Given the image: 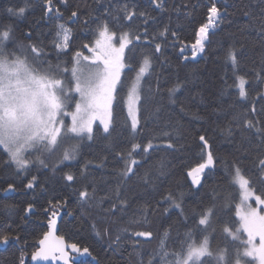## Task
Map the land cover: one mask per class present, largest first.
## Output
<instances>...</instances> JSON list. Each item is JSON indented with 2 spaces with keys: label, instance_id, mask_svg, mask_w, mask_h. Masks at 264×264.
Listing matches in <instances>:
<instances>
[{
  "label": "trees",
  "instance_id": "16d2710c",
  "mask_svg": "<svg viewBox=\"0 0 264 264\" xmlns=\"http://www.w3.org/2000/svg\"><path fill=\"white\" fill-rule=\"evenodd\" d=\"M125 3L147 12L152 18L146 37L151 43L142 48L152 65L151 75L143 78L147 82L143 84L145 94L151 88L152 100L141 110L143 130L136 137V142L143 148L151 141L154 147L143 156L140 155L142 149L133 153L139 161V175L127 181L120 178L119 174L127 162L128 135V129L121 125L130 123L124 104L116 109L117 131L112 137L106 139L104 134L94 132L92 141L85 140L80 144L77 159L65 162L69 167L64 168V172H70L77 178L71 186L63 179L64 173L59 168L55 173L39 168L24 175L17 173L14 166L0 164V231L11 233L9 244L0 249V264H20L21 256H31L48 231L49 214L57 209L66 211L59 224V235L70 244L88 247L97 261L94 263L88 258L77 264H141V261L152 258L158 252L165 230H171L173 235L177 229L181 233L186 230L177 215L179 210L168 207L163 200L168 193L182 203L186 211L193 208L199 211L201 205L210 202L215 204L214 211L219 217L213 220L215 231L212 236L217 243L222 239L224 225L221 221L238 223L235 208L239 203V189L230 182L228 165L235 162L246 173L252 167L256 154L264 150V144L254 132L246 133L243 142L238 135H225L229 126L236 128L233 114L247 111V102L238 97L239 89L232 86L234 73L227 53H238V72L251 81L253 69H258L264 62V36L261 35L264 0H164L163 10L155 8L151 0H69L67 9L53 0V6L60 7L63 13L60 16H47L44 0H0V26L10 24L17 41L25 44L29 43L25 40V33L30 31L31 42H42L46 51L51 53L49 59L55 63L52 41L59 39L56 37L59 25L70 30L69 51L86 52L81 45L92 39L98 20L107 18L105 7L112 5L115 8ZM213 4L220 12L225 11V15L209 32L204 51L194 55L191 49L197 41L200 27L208 24L209 9ZM26 5L22 17H9L4 11L7 7ZM71 10L78 12L73 22ZM139 23L137 21V26ZM165 28L168 29L167 38L160 37L159 33ZM172 32L176 35L172 36ZM157 42L161 44L159 53L154 52ZM181 48L186 52H181ZM177 84L180 85L175 94L177 103H171L167 90ZM157 86L159 92L156 91ZM200 135L205 136L208 147L203 146ZM169 142L174 145L172 149L166 147ZM208 151L213 154L214 166L203 172L201 187H195L188 173L206 161ZM121 152L123 156L118 154ZM6 158V153L0 149V160ZM57 160L59 156L52 157L49 165ZM85 165L87 174L81 176ZM161 165L162 176L159 175ZM144 173L158 178L152 184H146ZM31 175L37 176V186L29 189L27 183ZM10 183L13 188L8 190ZM118 183L119 192L128 201L123 219L110 216L105 220L96 203L86 204L78 198L81 189L87 187L91 192L94 186L96 199L100 200ZM257 194H260L259 187ZM107 203L104 200V204ZM29 205L32 207L30 213L27 212ZM166 207L168 211L164 210ZM145 210L147 218L141 224L130 226L127 223L133 216L142 219L141 213ZM92 225L102 234L107 229L113 240L120 234V246L110 243L107 236H97ZM125 227L130 231H151L153 237L150 242L144 237H133L131 240L137 241L133 244L119 231ZM17 236L18 242L15 241Z\"/></svg>",
  "mask_w": 264,
  "mask_h": 264
},
{
  "label": "snow or ice",
  "instance_id": "6c2138e0",
  "mask_svg": "<svg viewBox=\"0 0 264 264\" xmlns=\"http://www.w3.org/2000/svg\"><path fill=\"white\" fill-rule=\"evenodd\" d=\"M57 3L67 9L69 0H57ZM151 3L155 8L163 10L164 0H151ZM44 7L46 14L63 15L60 7L53 6V0H44ZM26 8L27 5L7 7L4 11L9 17H22ZM209 11L210 21L221 18L222 14L215 4ZM104 15L107 18L98 20L89 43L81 45L91 55L75 49L69 51L70 30L59 25L56 33L59 39L52 41L55 63L49 59L51 53L46 51L42 42H31L30 31L25 33V40L29 41L25 44L17 41L10 24L0 26V149L7 157L0 160V164L14 166L17 173L24 175L39 168L55 173L59 168L64 173L63 179L71 186V182L77 178L70 172H64V168L69 167L65 162L77 159L80 144L85 140L92 141L94 132L104 134L106 139L112 137L117 131L116 109L126 104L130 123L125 122L121 126L128 129L125 149L127 162L119 175L125 181L139 175V161L134 158L133 153L142 149L140 155L143 156L154 147L151 141L143 148L136 142V137L143 130L141 110L152 100V89L148 88L145 94L143 88V84L147 83L143 78L151 75L149 70L152 65L148 56L142 52V48L151 43L146 37L149 35L152 18L147 12L138 11L135 6L127 3L115 8L112 5L106 6ZM77 16L78 12L71 10V17ZM261 16L264 19V9ZM137 21H140L138 26ZM209 26L205 24L200 27V39L193 45L194 55L204 51ZM171 35L175 36L176 33L172 32ZM261 35L264 36V24H261ZM159 36L167 38L168 29L161 31ZM180 50L184 51L183 48ZM160 51L161 44L157 42L154 52ZM227 59L234 73L232 86L239 89L238 97L247 102V111L233 114L236 128L229 126L225 129V135H238L243 142L246 133L254 132L264 144V62L258 69H253V77L249 81L238 72V53L229 51ZM125 69L129 71L126 72ZM179 88L180 85L177 84L167 90L171 103H177L175 94ZM156 91L159 92L158 86ZM97 121L102 128L97 125ZM199 140L204 147H208L204 135H200ZM67 141L71 143L68 144ZM166 147L172 149L174 145L169 142ZM118 154L124 155L123 152ZM54 156H59V160L50 166L48 161ZM100 166H103L102 162ZM211 166H214V157L208 151L206 161L188 173L192 177V183L201 187V174ZM86 169L87 165L81 171V176H86ZM163 174L161 165L159 175ZM228 174L231 184L239 189V203L235 208V215L239 220L238 223L221 221L224 225L221 241L217 243L212 236L215 231L213 220L219 217L214 211V203L201 205L199 211L195 208L186 211L182 203L168 193L163 200L168 203V207L179 210L177 215L186 230L181 233L177 229L175 235L171 230H165L158 252L147 261H141V264H264V150L256 154L252 167L246 173L232 162L228 165ZM157 178L148 173L143 174L146 184H152ZM36 180L37 176L31 175L27 188L36 187ZM257 187L260 194H257ZM12 188L13 185L8 184V190ZM78 198L86 204L96 203L105 220L110 216L123 219L122 214L128 206L127 199L119 192V183L100 200L96 199L94 186L91 192L87 187L81 189ZM104 200L108 203L104 204ZM253 200L261 207H253ZM164 210L168 211V208ZM27 212H32L31 205ZM146 212L147 210L141 213L142 219L133 216L127 223L130 226L141 224L147 218ZM50 223L55 227V220ZM92 227L97 236H107L110 243L120 246V234L113 240L107 229L102 234L96 230L95 225ZM119 231L133 244L137 243L131 240L133 237H144L147 242L153 237L151 231H130L127 227ZM10 235L8 231H0V244L8 245ZM18 240V236L15 237V241ZM47 241L46 236L41 241L40 250L33 254V260L55 258L54 253L59 252L65 264H68L69 253L66 248H70L72 253L95 260L88 247L80 248L75 243L64 245L62 239L55 246ZM20 264H24L23 256Z\"/></svg>",
  "mask_w": 264,
  "mask_h": 264
},
{
  "label": "water",
  "instance_id": "95a60500",
  "mask_svg": "<svg viewBox=\"0 0 264 264\" xmlns=\"http://www.w3.org/2000/svg\"><path fill=\"white\" fill-rule=\"evenodd\" d=\"M216 1H221V0H216ZM221 18L225 15V11H221ZM50 14H47V16H49ZM211 15V13H210ZM209 15V17H210ZM209 17H208V24L210 25L209 28H208V34L211 30H213V28L215 27V24L218 23L220 21V19L217 21L215 19H213L212 21L209 20ZM77 19L76 18H72L71 19V22L75 21ZM200 39V33L198 32V38L197 40ZM208 42V36H207V39L204 41V45ZM196 44V43H195ZM88 51V50H86ZM191 51H194V48L191 49ZM183 52H186V50H184ZM213 166L209 167V168H212ZM197 168V167H196ZM194 168V169H196ZM193 169V170H194ZM208 169V168H206ZM204 169V171L206 170ZM192 171V170H191ZM190 171V172H191ZM203 171V172H204ZM203 174V173H202ZM202 174H201V181H202ZM190 179H191V182H192V177L190 176ZM193 184V183H192ZM194 185V184H193ZM195 187H197L196 185H194ZM66 214V211L65 210H62V209H57V211L55 212H52V215H50V219L48 220L47 222V227H48V231L43 235V237L40 239V241L38 242L37 244V249L34 253L38 252L40 250V248L42 247L41 245V241L45 240V237L47 236L48 237V241L47 243L48 244H51L53 246H55L61 239L64 243V245H70V243H68L64 237L60 236L59 235V224H60V221L62 220V217L63 215ZM55 220V227H52L51 226V221ZM6 245H2L0 244V249H4ZM79 247V246H77ZM68 253H69V259H68V264H77L79 263L81 260H86V259H91L90 257H84V256H81L79 254H76V253H72L70 248H66L65 249ZM29 257V256H25L24 257V264H27V262L29 264H65V261L61 258L59 252H56L54 253V257L55 258H52L50 257L49 259L47 260H44V259H37V260H33L32 259V256L33 254ZM94 263H97L96 259L93 260Z\"/></svg>",
  "mask_w": 264,
  "mask_h": 264
},
{
  "label": "rangeland",
  "instance_id": "374dc122",
  "mask_svg": "<svg viewBox=\"0 0 264 264\" xmlns=\"http://www.w3.org/2000/svg\"><path fill=\"white\" fill-rule=\"evenodd\" d=\"M119 35V34H118ZM85 53V55H91V54H89V53H87V52H84ZM141 66H142V63H141ZM145 77V76H144ZM126 108H127V106H126ZM97 124H99V122L97 121ZM66 143H69V141H67ZM251 203H252V205H253V207H257V208H260L261 206L260 205H258V204H256V202L253 200V201H251ZM50 215H52V213H50L49 214V219H50ZM239 219V218H238ZM244 235H246V234H244ZM257 243H259V241L257 240ZM32 255V254H31ZM30 257V256H29Z\"/></svg>",
  "mask_w": 264,
  "mask_h": 264
},
{
  "label": "flooded vegetation",
  "instance_id": "af4514ba",
  "mask_svg": "<svg viewBox=\"0 0 264 264\" xmlns=\"http://www.w3.org/2000/svg\"><path fill=\"white\" fill-rule=\"evenodd\" d=\"M91 54V53H90Z\"/></svg>",
  "mask_w": 264,
  "mask_h": 264
}]
</instances>
